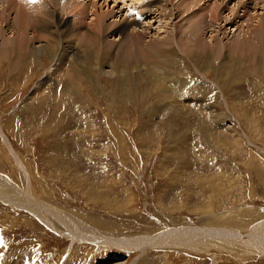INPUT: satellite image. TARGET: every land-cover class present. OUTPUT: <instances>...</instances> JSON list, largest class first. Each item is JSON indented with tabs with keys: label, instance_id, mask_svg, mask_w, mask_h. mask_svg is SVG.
Returning a JSON list of instances; mask_svg holds the SVG:
<instances>
[{
	"label": "rangeland",
	"instance_id": "374dc122",
	"mask_svg": "<svg viewBox=\"0 0 264 264\" xmlns=\"http://www.w3.org/2000/svg\"><path fill=\"white\" fill-rule=\"evenodd\" d=\"M56 1L58 9L37 8L41 2L36 0H0V16L11 10L7 19L13 25L20 10L30 14L54 9L71 37L77 29L73 25L78 9L88 10L81 26L93 29L98 16L106 13L104 23H119L127 15L132 19L131 13L141 5L136 0ZM170 1L174 14L194 2H199L200 10L174 19L168 16L169 9L166 13L160 9L139 24L152 25L145 40L173 31L180 53L193 45L186 35L192 34L202 17H208L212 28L201 24L204 28L196 34L200 42L212 36L221 46L248 38L259 24L256 18L264 20V0H251L253 7L247 13L238 7L240 0H233L217 24L210 18L213 2L209 0ZM6 24L1 26L4 34L14 35ZM108 31L103 43L114 45H110L112 53L120 52L125 41ZM255 50L234 56L244 64L254 61L243 80L233 83L235 79L224 74L214 96L204 93L182 104L160 103L161 86L145 80L127 83L129 95L120 98L113 80L103 76L101 91L80 78H54L58 84L39 94L35 89L52 72V63L42 66L27 56L23 66L12 72L14 56L0 58V128L6 139L0 132L1 195L30 197L32 204L51 208L55 218L64 217L68 227L97 236L154 237L180 227L243 234L237 244L228 238L227 242L208 239L200 247L124 252L91 241L73 243L58 234L67 229L52 215L49 220L57 231L29 210L0 199V264H264V252L245 243L249 229L264 221V48ZM210 72L209 85L216 78ZM190 73L196 72L190 69ZM204 101L215 107L214 112L201 110Z\"/></svg>",
	"mask_w": 264,
	"mask_h": 264
},
{
	"label": "bare ground",
	"instance_id": "6f19581e",
	"mask_svg": "<svg viewBox=\"0 0 264 264\" xmlns=\"http://www.w3.org/2000/svg\"><path fill=\"white\" fill-rule=\"evenodd\" d=\"M39 1L41 3H37V8L39 5H42L43 7H47L49 5L50 8L56 7L58 9L59 4L57 3L59 2L56 0ZM209 1L213 2L211 3L213 4V7L210 10V18L215 24H217L220 22L219 16L225 9H228L233 0ZM250 1L251 0H246V2H243L240 0L237 2V5L243 10V12L247 13L250 6L252 5V3L251 5L249 4ZM36 2H38V0H36ZM170 2V0H136L135 4L141 3V5H138L139 10L136 12L134 11L135 14L134 12L131 13L132 19H128L127 15L122 22L106 24L104 23V20L105 18L107 19V14L102 13L103 15L98 16V18L95 16L97 19L95 18L96 22L95 24L93 23V29L90 27L86 28V26H81L83 23H85L88 10L85 8L78 9L75 12L74 17L76 21L73 25L74 27H77V29L75 30L76 32H73L74 34L72 33L73 36L71 37L69 36L70 31L68 26L65 25V21L57 16V12L54 9L53 11L48 12H45L44 9H41L40 12L38 10V12H31L28 10L31 12L30 14H25L24 12L26 10H24V12L20 10V16H18L17 20H15V24L13 25H10L7 19V13H10L11 10L6 9V13L4 12L2 17L0 16V58L8 55L12 60V57L14 56L15 61L13 60L11 64L12 72L16 71V68L14 67L20 66L24 61L23 58H26L27 56L29 57V60L43 63L42 66L47 63H52V72L49 71L47 76L40 80L37 88L35 89V91H37L39 94L43 92L45 93L46 88L49 90L51 85L58 84H56V81H61L65 78H68L70 81H74L76 78L83 79L86 81L87 85L101 91V76H103L107 79L113 80V83L111 84H113V87L117 86V89H119L118 95L120 98L121 95H123L124 98L129 95L127 93L128 89H126L127 83L137 85V83L140 81L145 80L148 83H155V85L159 84L161 86L160 92H162L163 95L159 96L160 103L161 101L162 103H170V101L181 103L191 101L192 96H196L197 98L202 97L204 93L213 92L212 95L214 96V91H218L222 87L218 86V82L221 78H223L224 74L226 78H229V80L235 79L233 83L243 80V76L246 75L248 71L247 69L252 67V63L254 61H247V64H244V62H242L240 59L235 60L234 56L236 54H240L238 52H241L243 55H249L251 50L256 52L255 49H258V52L260 49L261 52V48H264L263 46H260L261 42L264 43V20H259L256 18L259 21V24H257V20L254 21L252 18L251 21L256 22L255 24H257V28L254 31L250 30L248 38H243L238 41H233L230 44L221 46V44L218 43V39L212 38V36L210 37V42H200L201 38L196 34L199 33V28H204L201 26V24L205 27L209 24L207 21L208 17H202L201 20H199L198 26L192 30V34H189L190 36H188V34L186 35V38L189 39L190 43L193 45L182 50V53H180L177 49V34H175L173 31L171 33L168 32L169 34L167 33L166 37H151V39L145 40L146 36L151 33H149V30L152 26L149 23L151 21H147V23L150 24L148 25L150 28H146L147 25L141 26V24H139L141 21L140 18H143L144 20L146 19L145 17H148V19L151 20L153 16L152 14H157L158 10L160 9H164V11L169 9L168 16L171 18L174 16V19L179 15L186 14L187 12L188 15H195L193 13H196L200 10L198 8L199 2H194L191 5L189 4L187 6L188 8H186L183 12L174 14V10L169 6ZM262 3L264 4V1ZM50 4H54L55 6H50ZM172 4L173 2L171 5ZM255 4L258 5L259 3ZM9 6L7 7L9 8ZM63 7L64 9L66 8L65 6ZM147 14L150 15L146 16ZM156 17L157 15L154 16V18ZM114 18H117V16H114ZM165 18H167V16ZM236 18L237 16L234 17V19ZM53 20H55V22ZM4 24H6V27L9 29L11 28L12 32L14 33V35L11 33L13 36L11 34H9V36L4 34V30L1 28V26ZM15 28L17 31L16 33L14 32L15 30H13ZM209 28H212V26L210 27L208 25L207 29ZM107 29L112 30L108 31ZM106 31L110 32L111 35L117 36L118 39L120 37L121 41H125V45L122 47L120 46V52L114 54L112 53L113 49H111L114 45L110 43V45H113L111 47L109 44H104L106 42L103 41L102 37L105 35L104 33H106ZM258 37H261V40ZM30 42L33 44L31 45ZM199 42L200 45L197 46ZM252 54L253 55H251V57L258 60L256 57L259 56H256V54L253 52ZM260 62L262 65L263 61L261 60ZM22 66L23 65H21V67ZM190 69H193L196 73H190ZM19 70L20 72L24 71L20 67ZM210 70H213L216 75V78L214 82L211 83V85L206 82V80L210 79V75L212 77ZM54 78H57L58 80H54ZM81 87L83 88V86ZM215 95L216 97L218 96L217 94ZM205 102L206 101H204V104H202L201 110L204 109L205 112L208 110L210 113L214 112L215 107L213 110V107ZM0 132L3 136V139L6 140L5 134H3L1 128ZM211 181L213 182V180ZM209 187L214 189L212 185ZM27 198L23 197L21 199H14L12 196L10 198L0 194V199H2L4 202L14 205L15 207L24 208L27 211L29 210V212H31L38 220L45 223L52 230L57 231L58 228L52 225L51 220H49L50 215H52L53 219L58 220L60 225L67 229V232L61 230L60 232L58 230V234L66 237L73 243L77 242V240H84L88 242L91 241V243H94L100 248H120L119 250L121 251L132 252L139 250L141 251L146 247H200L205 245L208 239H216L219 241L225 240L224 242H227L226 239L228 238V241L233 244L235 242L237 244L238 241L242 242L241 238L243 234L239 230L232 231L228 229H222L220 231L207 230L205 232L204 230L201 231V229L199 230L190 227L170 229L161 234H157V236L155 235L154 237L144 236L141 238H118L111 236H97L96 234L84 233L82 230H75V227H68L69 222H66L64 217L58 218L57 215L55 218L56 213L50 210L51 208L39 203L34 205L32 204L34 200L30 197ZM72 229L73 231H71ZM246 238L247 241L245 240V243L247 242L248 246H252L257 250L259 249V252H264V221H261L255 224L254 227L250 228Z\"/></svg>",
	"mask_w": 264,
	"mask_h": 264
},
{
	"label": "snow or ice",
	"instance_id": "6c2138e0",
	"mask_svg": "<svg viewBox=\"0 0 264 264\" xmlns=\"http://www.w3.org/2000/svg\"><path fill=\"white\" fill-rule=\"evenodd\" d=\"M33 2H34V0H33Z\"/></svg>",
	"mask_w": 264,
	"mask_h": 264
}]
</instances>
